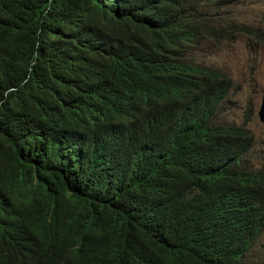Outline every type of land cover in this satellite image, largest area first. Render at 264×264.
Returning <instances> with one entry per match:
<instances>
[{
    "label": "trees",
    "instance_id": "trees-1",
    "mask_svg": "<svg viewBox=\"0 0 264 264\" xmlns=\"http://www.w3.org/2000/svg\"><path fill=\"white\" fill-rule=\"evenodd\" d=\"M198 2L0 0V264H256L253 138L174 56L225 31Z\"/></svg>",
    "mask_w": 264,
    "mask_h": 264
},
{
    "label": "rangeland",
    "instance_id": "rangeland-1",
    "mask_svg": "<svg viewBox=\"0 0 264 264\" xmlns=\"http://www.w3.org/2000/svg\"><path fill=\"white\" fill-rule=\"evenodd\" d=\"M231 10L224 21L243 24L256 33L258 31L262 38L248 37L235 27L218 39L200 40V63L229 77L232 90L219 107L218 120L226 125H243L250 129L254 144L245 157L244 168L254 169L264 165V122L258 116L264 92V0L240 1ZM248 257L253 263L264 264V229Z\"/></svg>",
    "mask_w": 264,
    "mask_h": 264
},
{
    "label": "clouds",
    "instance_id": "clouds-1",
    "mask_svg": "<svg viewBox=\"0 0 264 264\" xmlns=\"http://www.w3.org/2000/svg\"><path fill=\"white\" fill-rule=\"evenodd\" d=\"M240 1H245V0H199V2L196 4V6L194 5V6L189 7L185 12H187L190 15H192L193 18L195 19V22L201 20V17L203 15H206V17H208L210 15L211 16L212 15L215 16L216 20L213 21V24L215 25L216 28H225V31H224L223 34H227L228 33V30L226 31L227 25H231L232 26V24H234L235 22L224 21L223 19H224V17L229 16V14L232 12L231 8L233 6H235L236 3H239ZM212 8H215V10L212 11ZM235 24H236V26L233 27L234 29H235V27H238V32L246 33V35L248 37H250L248 35L247 31L251 32L252 29L249 28L246 32H244L243 29L244 28H248L247 26H245L243 24H241V25H237V23H235ZM207 38H210V39L213 40L214 39V35L212 33L201 34L200 40H204V39H207ZM200 40H198L197 42L194 43L193 46H197L194 51L191 50V48L193 47L192 46L189 49V51H187L185 53H177L174 56H177V57L179 56V57H183V58H185L187 60H192L194 62V64H195V66H197V67L205 66V65L200 63V55H201V51H202V49L200 48V45H198V42ZM207 68H209V67H207ZM210 69H214V68H210ZM215 70H218V69H215ZM218 71H220V70H218ZM220 72H222V71H220ZM228 81L231 84L230 91H229V93H230L231 90H232V83H231L229 77H228ZM263 94H264V92H263ZM263 94H262V96H263ZM227 96L223 99V101L221 100L220 105L224 102V100L227 98ZM261 102H262V97H261ZM219 107L217 109L218 112H219ZM260 107H261V103H260ZM260 107H259V110H260ZM259 110H258V116H259ZM218 116H219V114L217 116H216V114L214 115L213 123L215 125H217V126L222 127L224 129L225 133H230L231 130L233 128L237 127V126H242V127H245L246 129H248L246 126H243V125H226V124H223V123H221L218 120ZM259 119H260V116H259ZM260 121H261V119H260ZM261 122H264V121H261ZM248 131H250V129H248ZM250 133H251V131H250ZM251 136H252V134H251ZM253 144H254V139H253ZM252 147H253V145H252ZM250 150H249V152H250ZM246 155L244 156L243 161H242V166L243 167H244V162H245ZM257 169H264V165L261 166V167H258V168H254V169L253 168H248V170H250V171H255Z\"/></svg>",
    "mask_w": 264,
    "mask_h": 264
},
{
    "label": "water",
    "instance_id": "water-1",
    "mask_svg": "<svg viewBox=\"0 0 264 264\" xmlns=\"http://www.w3.org/2000/svg\"><path fill=\"white\" fill-rule=\"evenodd\" d=\"M259 116H260L261 121H264V94L262 96V102H261V107L259 110Z\"/></svg>",
    "mask_w": 264,
    "mask_h": 264
}]
</instances>
